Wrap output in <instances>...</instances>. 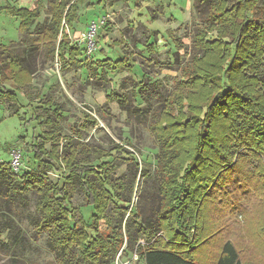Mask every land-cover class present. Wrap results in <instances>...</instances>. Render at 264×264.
<instances>
[{"label":"trees","instance_id":"16d2710c","mask_svg":"<svg viewBox=\"0 0 264 264\" xmlns=\"http://www.w3.org/2000/svg\"><path fill=\"white\" fill-rule=\"evenodd\" d=\"M87 1L48 0L42 23L36 22L41 15L37 5L11 8L9 13L20 20L19 31L27 37L23 43L31 51H42L48 61L56 59L65 71L82 67L97 52L86 58L68 34L79 6L94 5ZM197 2L207 11L191 37V59L182 65L174 89L149 127L158 145L160 202L154 217L141 221L125 196L126 185L112 176L115 160L138 167L134 152L117 146L114 154L99 152L102 160L96 165L80 164L74 153H58L57 138L48 132L44 139L51 143L49 150L36 138L29 144L33 170L13 173L8 163H0V247H12L19 231L3 214L5 203L26 200L33 190L38 195L37 228L48 232L63 263L110 264L119 251L135 247L141 264H202L216 231L232 222L240 225L238 240L251 246L249 255L240 251V242L226 240L209 264H264L262 253L252 251H261L264 244V0ZM100 29L99 39L106 38ZM105 63L112 71L131 72L134 67L128 56L96 62L99 67ZM32 80L18 51L0 45V108L17 102ZM140 87L139 95L147 93L142 82ZM112 98L126 105L124 97ZM49 169L59 173L61 183L47 180ZM73 185L83 192L89 221L75 219L69 203ZM228 213L245 219L241 224L237 217V223L230 221ZM140 240L144 245L136 246Z\"/></svg>","mask_w":264,"mask_h":264},{"label":"rangeland","instance_id":"374dc122","mask_svg":"<svg viewBox=\"0 0 264 264\" xmlns=\"http://www.w3.org/2000/svg\"><path fill=\"white\" fill-rule=\"evenodd\" d=\"M47 2L0 0V45L14 47L33 73L30 87L18 94L17 102L0 108V163L7 164L10 149L18 147L22 153L21 169L33 170L35 163L31 154L27 156L29 144L36 138L49 150L51 143L44 139L48 132H53L57 138L58 153L72 152L80 164L96 165L102 160L99 152L114 154L120 146L134 152L138 167L130 161L115 160L113 179L119 178L126 185L125 196L137 207L141 221L150 220L159 206L160 191L155 158L158 145L149 127L174 89L182 65L191 59V37L201 25L206 6L197 0H88L94 5L79 6L74 29L86 32L89 24L98 23L105 16L100 35L105 34L106 38L99 39L97 34L94 59L83 61L80 68L71 66L63 71L56 59L48 61L42 51H31L30 46L23 43L27 37L19 31L20 20L9 13L11 8L18 10L37 5L41 15L36 22L42 23ZM68 34L72 44H76L80 33L68 31ZM124 56L134 64L131 72L112 71L105 67L106 63L101 67L96 64ZM140 82L147 86V93L139 95ZM113 95L124 97L126 105L119 104ZM58 174L49 169L47 180L61 183ZM69 192L75 219L82 217L89 221L91 211L85 206L83 192L78 185L69 187ZM37 200L38 195L30 190L26 200L5 203L8 209L3 214L19 231L12 247H0V264H69L63 263L61 253L52 248L48 232L37 228L40 221L35 207ZM110 215L114 214L110 212ZM242 215L228 213L226 218L236 221L233 217H237L241 224L245 219ZM114 218L117 221L121 215ZM127 218L125 214L124 221ZM230 223L216 231L215 242L205 249L202 264L212 262L213 254L220 252L226 240L240 242V251L249 255L251 246L244 239L238 240L240 225ZM258 249L261 251L257 247L252 251L264 256V244ZM134 253L135 247L132 251L121 250L110 264H141Z\"/></svg>","mask_w":264,"mask_h":264},{"label":"built area","instance_id":"2783aa9c","mask_svg":"<svg viewBox=\"0 0 264 264\" xmlns=\"http://www.w3.org/2000/svg\"><path fill=\"white\" fill-rule=\"evenodd\" d=\"M105 25V16H102L98 23L92 22L88 25L86 32L79 34V40L75 43L82 47L85 51L86 58L91 56L97 51V34L100 28ZM10 160L8 166L13 173H17L22 168V153L18 147H12L9 151ZM137 245H144L142 240L138 241ZM134 257L137 259V254L134 253Z\"/></svg>","mask_w":264,"mask_h":264},{"label":"crops","instance_id":"0c3cea01","mask_svg":"<svg viewBox=\"0 0 264 264\" xmlns=\"http://www.w3.org/2000/svg\"><path fill=\"white\" fill-rule=\"evenodd\" d=\"M70 32H73V33H81L79 31H76L75 29L74 30H71Z\"/></svg>","mask_w":264,"mask_h":264}]
</instances>
